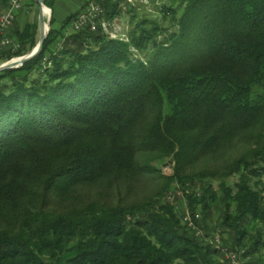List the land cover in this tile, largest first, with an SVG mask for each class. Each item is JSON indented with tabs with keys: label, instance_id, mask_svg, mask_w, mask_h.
Instances as JSON below:
<instances>
[{
	"label": "trees",
	"instance_id": "16d2710c",
	"mask_svg": "<svg viewBox=\"0 0 264 264\" xmlns=\"http://www.w3.org/2000/svg\"><path fill=\"white\" fill-rule=\"evenodd\" d=\"M127 6L128 41L53 15L43 51L0 72V264H221L176 185L202 191L188 199L207 235L216 212L224 245L264 264V0ZM38 31L14 23L21 48L0 63Z\"/></svg>",
	"mask_w": 264,
	"mask_h": 264
},
{
	"label": "rangeland",
	"instance_id": "374dc122",
	"mask_svg": "<svg viewBox=\"0 0 264 264\" xmlns=\"http://www.w3.org/2000/svg\"><path fill=\"white\" fill-rule=\"evenodd\" d=\"M100 1H102V0H97V2L101 4ZM120 1H123V7H124L123 13H122L121 17H119L117 19L106 20L108 22L109 27H110L109 31L111 32V33L110 32L109 33L107 32V33L113 39H120L123 41H127L126 39H121V37H116V33H115V32H118V33H121V34H119L120 36H122V35L125 36L124 34H127V30H128V28H130V25H131L130 24V21H131L130 15L131 14H129V12L127 10V8L129 7V6H127V4H129L131 6L137 5L140 8L139 10H141V11L146 10L148 13L152 14L153 16H157L158 12L156 10L157 8L155 5H157L158 3L161 4V2H164L165 0H155V1L154 0H120ZM46 6L51 9L50 14L46 15V17L50 18V16H51V20H52L53 15H55L56 18L59 19V18H61V15L64 17L71 12V11L67 12L65 10H64V12H62L61 10L63 8H61V10H59L60 8L58 6V8H57L58 13H57L48 5H46ZM23 8H24V6H23ZM23 8L21 9V11L23 10ZM25 11H26L25 19L27 21L39 23V6H38V4H33L32 6L25 8ZM80 11H78V12H80ZM37 37H38V41H39L40 29L38 31ZM0 64H2V63H0ZM172 167H173V164L171 166H168L167 164L164 165L163 172L169 173L171 171ZM236 180H237V177H232L229 179L231 184H233L234 181H236ZM153 182L154 181H150L145 186H150L149 189H151V188L154 189L156 186H158L159 183H155L152 185ZM160 182H162V180ZM214 185H215V187H217L216 183ZM170 192L167 196V199L170 200L171 202H175L174 204L178 208L180 216H182L181 218L183 220V223L188 224V225H189L188 222H190V221L195 223L198 226V228H200L202 230L201 231L202 234L198 235V236L205 238V241H209V242L215 244V246L220 249L221 253L217 256L218 257L217 259L219 260V262L221 264H230V262H229L228 258L226 257V254L224 253V251L233 250V249H229L227 247V245L226 246L224 245V242H223L224 241L223 238H227L229 236V232L221 233L222 230L220 228L215 229V227H217L218 221H219L218 220V213L215 212V213H213L212 216H208L207 221H208V223L212 229V233H210L211 235H207V233L200 227V224H199V222L204 218L202 205L196 204L194 206V209H192L190 206V201L188 199L189 195H197L198 197H201L202 191L199 189L187 191V190H184L183 187L181 188V186L176 185L171 189ZM197 214H199V216H200L199 219L196 218ZM263 254H264V250H263Z\"/></svg>",
	"mask_w": 264,
	"mask_h": 264
},
{
	"label": "built area",
	"instance_id": "2783aa9c",
	"mask_svg": "<svg viewBox=\"0 0 264 264\" xmlns=\"http://www.w3.org/2000/svg\"><path fill=\"white\" fill-rule=\"evenodd\" d=\"M24 2L25 0H10L8 5L0 11V45L4 48H9L13 53L20 50L21 44L18 40L11 37L9 32L14 26L19 12L23 8ZM98 2L97 0H88L86 8L79 14L76 22L73 24L76 30L84 27H90L91 30H96L101 25L104 31L109 33L108 22L101 19L104 13V7ZM196 218H200L199 214H197ZM188 223L190 227L196 230L197 235L202 234V230L195 223L192 221ZM224 253L230 264H244L248 259L244 256L245 249L227 250Z\"/></svg>",
	"mask_w": 264,
	"mask_h": 264
},
{
	"label": "water",
	"instance_id": "95a60500",
	"mask_svg": "<svg viewBox=\"0 0 264 264\" xmlns=\"http://www.w3.org/2000/svg\"><path fill=\"white\" fill-rule=\"evenodd\" d=\"M36 2L39 6V29H40V39L37 45L29 53L13 58L9 61L0 64V72L4 70L19 68L28 61L38 56L43 51L45 40L48 38V34L51 29V16L50 18L46 17L45 7L47 6L45 5V0H36Z\"/></svg>",
	"mask_w": 264,
	"mask_h": 264
},
{
	"label": "crops",
	"instance_id": "0c3cea01",
	"mask_svg": "<svg viewBox=\"0 0 264 264\" xmlns=\"http://www.w3.org/2000/svg\"><path fill=\"white\" fill-rule=\"evenodd\" d=\"M88 0H53L54 3V11L58 13V6H59V10H61V8H63L61 11L64 12L65 11H71L69 14H67L66 16H62L61 18L57 19V23H62V21L69 16L71 13H76L78 11H83L86 7H85V3ZM33 4L30 2V0H25L24 2V8L22 11L19 12L17 19L15 21L16 26L20 27L21 29L25 26V24L29 21H27L25 19L26 17V11L25 8L32 6ZM87 6V5H86ZM4 8V6L0 5V11ZM73 10V11H72ZM80 11V12H81ZM61 13V12H60ZM11 32V30H10ZM9 32V33H10Z\"/></svg>",
	"mask_w": 264,
	"mask_h": 264
},
{
	"label": "bare ground",
	"instance_id": "6f19581e",
	"mask_svg": "<svg viewBox=\"0 0 264 264\" xmlns=\"http://www.w3.org/2000/svg\"><path fill=\"white\" fill-rule=\"evenodd\" d=\"M45 13H46V15H49L50 14V12H51V10H50V8H48V7H45ZM110 28V27H109ZM110 32V31H109ZM111 33V32H110ZM116 33V37H121V39H126L127 41L129 40L128 39V36H127V34H124L125 36H120L119 34H121V33H118V32H115ZM119 35V36H118ZM171 193V192H170Z\"/></svg>",
	"mask_w": 264,
	"mask_h": 264
}]
</instances>
